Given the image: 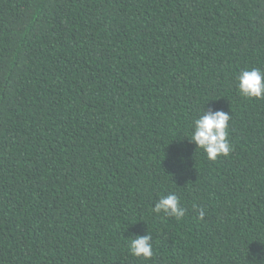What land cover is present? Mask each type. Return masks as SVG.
I'll use <instances>...</instances> for the list:
<instances>
[{
    "label": "trees",
    "instance_id": "16d2710c",
    "mask_svg": "<svg viewBox=\"0 0 264 264\" xmlns=\"http://www.w3.org/2000/svg\"><path fill=\"white\" fill-rule=\"evenodd\" d=\"M252 68L264 0H0V264H264ZM205 110L227 156L190 140ZM168 194L183 218L153 211Z\"/></svg>",
    "mask_w": 264,
    "mask_h": 264
},
{
    "label": "clouds",
    "instance_id": "9594fccd",
    "mask_svg": "<svg viewBox=\"0 0 264 264\" xmlns=\"http://www.w3.org/2000/svg\"><path fill=\"white\" fill-rule=\"evenodd\" d=\"M238 90L247 98L264 97V70L252 68L242 70L238 76ZM230 116L223 110H205L204 113L193 121L190 140L202 148L209 159L215 160L220 155L227 156L231 150L228 140V122ZM156 213L163 212L165 215L175 217L178 220L183 218L186 209L180 205L177 195L168 194L161 196L153 209ZM205 211L199 209L200 219H203ZM151 235H136L129 238V248L133 255L145 259L153 256Z\"/></svg>",
    "mask_w": 264,
    "mask_h": 264
}]
</instances>
